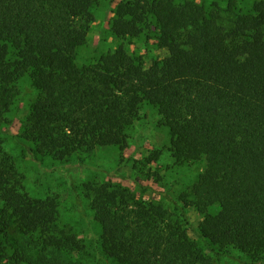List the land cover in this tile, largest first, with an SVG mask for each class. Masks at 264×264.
Wrapping results in <instances>:
<instances>
[{"label":"trees","instance_id":"obj_1","mask_svg":"<svg viewBox=\"0 0 264 264\" xmlns=\"http://www.w3.org/2000/svg\"><path fill=\"white\" fill-rule=\"evenodd\" d=\"M98 3L0 0V129L20 116L18 143L66 161L124 150L144 108L154 107L174 164L205 168L173 206L121 182H84L100 257L214 264L189 234L187 208L195 207L203 215L198 234L215 258L233 248L238 264H264V0H120L108 21L117 44L83 59ZM146 30L166 49L150 62L130 48ZM60 206L58 194L25 188L0 140V264H79L57 255L87 249Z\"/></svg>","mask_w":264,"mask_h":264},{"label":"rangeland","instance_id":"obj_2","mask_svg":"<svg viewBox=\"0 0 264 264\" xmlns=\"http://www.w3.org/2000/svg\"><path fill=\"white\" fill-rule=\"evenodd\" d=\"M118 1L120 0H99L88 44L82 50L83 59L92 58L96 54L95 48L107 52L117 44L108 30V21L113 16L112 10ZM243 5L246 6V3ZM154 36L155 32L146 30L130 45L131 50L143 54L148 62L165 54L166 49L157 48ZM22 106L26 107L25 104ZM9 118V131L4 130L6 126L0 129L3 147L16 159L27 190L34 196L49 193L59 195L63 220L74 227L77 238L87 244V249L57 255L61 259H72L79 264H117L110 258L100 257V253L92 245L99 236L100 227L94 220L89 201L82 192L84 182L90 179L121 182L147 200L173 206V201L180 202L179 194L190 178L206 165L204 161L195 164H174L169 150L168 129L160 123L157 111L152 106H146L142 111V118L129 132V145L124 150L112 147L98 148L93 152L77 154L66 161H56L51 157L38 155L18 143L16 135L20 130L21 117L10 115ZM153 152H159L160 156L148 162L146 158ZM187 212L190 219V236L199 243L206 254L214 258V264H238L234 258L240 254L237 249L230 248V256L215 258L205 240L198 234L203 215L195 207H188ZM16 236L7 239L11 253L19 246ZM25 238L27 239L21 238L20 241L27 243V240H30ZM29 254L31 255V252Z\"/></svg>","mask_w":264,"mask_h":264}]
</instances>
